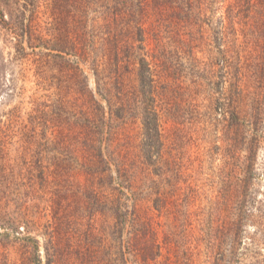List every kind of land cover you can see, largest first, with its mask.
Here are the masks:
<instances>
[{
    "label": "rangeland",
    "instance_id": "1",
    "mask_svg": "<svg viewBox=\"0 0 264 264\" xmlns=\"http://www.w3.org/2000/svg\"><path fill=\"white\" fill-rule=\"evenodd\" d=\"M25 1L0 0V23L7 20L0 24V264H111L114 257L133 264L127 247L135 203L137 227L152 217L162 247L151 264H264L263 20L237 24L240 65L251 76L249 96H256L241 106L254 124L240 127L231 114L205 107L196 118L173 115L175 99L158 100L159 170L183 159L185 185L194 187L185 199L168 185L169 209L158 210L127 189L113 194L104 174L90 170L88 138L77 136V123L87 122L80 105L89 118L94 100L106 101L88 66L34 51L25 32L30 13L22 18ZM43 21L39 12L33 24L45 35ZM146 103L129 94L123 103L126 148L135 159L146 150ZM85 163L90 167H80Z\"/></svg>",
    "mask_w": 264,
    "mask_h": 264
},
{
    "label": "trees",
    "instance_id": "2",
    "mask_svg": "<svg viewBox=\"0 0 264 264\" xmlns=\"http://www.w3.org/2000/svg\"><path fill=\"white\" fill-rule=\"evenodd\" d=\"M23 7L22 18L30 13L25 32L34 51L38 47L51 57L73 56L95 73L97 92L106 105L95 98L97 107L89 118L80 105L87 122L77 123V136L88 138L90 170L104 174L113 194L127 189L162 210L171 203L168 185L172 194L185 199L194 191L191 184L185 185L183 159L163 162L171 166L166 172L159 170V156L154 157L161 136L157 106L161 97L175 99L173 115L182 111L196 118L205 107L231 114L240 127L254 124L241 106H251L256 96H249L251 76L240 65L244 41L237 36V24L242 26L251 18L264 22V0H26ZM39 12L46 15L45 35L33 24ZM0 24L6 25L7 20L1 19ZM128 94L147 102L142 133L146 150L140 156L135 153L138 159L131 157L124 138L122 113ZM161 171L165 175L159 181ZM136 204L127 248L133 264H140V256L144 264L155 263L162 247L154 222L149 217L139 230ZM112 260L111 264H120L115 257Z\"/></svg>",
    "mask_w": 264,
    "mask_h": 264
}]
</instances>
